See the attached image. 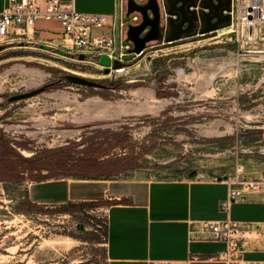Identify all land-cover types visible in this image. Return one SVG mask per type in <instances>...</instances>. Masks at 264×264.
I'll return each mask as SVG.
<instances>
[{
    "label": "rangeland",
    "instance_id": "1",
    "mask_svg": "<svg viewBox=\"0 0 264 264\" xmlns=\"http://www.w3.org/2000/svg\"><path fill=\"white\" fill-rule=\"evenodd\" d=\"M215 33L154 42L117 75L75 72L100 81L122 79L121 89L71 83L64 74L72 71L42 64L32 74H0V133L27 143L17 149L31 155L80 139L92 128H111L126 134L113 141L111 155H136L129 168H152L158 177L218 175L216 166L236 168L245 157L263 158L264 40L261 51L248 53L229 35L211 38ZM176 44L182 45L160 50ZM98 61L110 58L103 54ZM53 81L56 86L33 96L8 99ZM24 176L0 179V264H107L104 202L69 211L39 204V210L27 211L24 195L33 179Z\"/></svg>",
    "mask_w": 264,
    "mask_h": 264
},
{
    "label": "crops",
    "instance_id": "2",
    "mask_svg": "<svg viewBox=\"0 0 264 264\" xmlns=\"http://www.w3.org/2000/svg\"><path fill=\"white\" fill-rule=\"evenodd\" d=\"M73 2L78 11L101 12L113 17L112 25L99 29L100 32L119 31L118 0ZM6 3L7 0H0V11ZM190 36L194 34L182 35L175 42ZM64 44L63 28L57 20L40 19L27 35L17 34L11 28L5 43L0 44V74L9 76L13 70L32 74L42 64L95 76L98 74L95 71L110 64L98 61L104 53L80 60ZM178 45L182 44L160 50ZM127 62L128 67L136 64L131 55ZM28 119L37 121L38 116ZM241 163V177L264 176V157L248 156ZM214 168L218 175L194 172L158 177L152 168L144 167H131L106 178L64 175L31 181L27 194L38 204L104 202L101 208L106 213L107 264H226L214 258L225 243L208 238L210 231L202 221L227 216L221 203L227 196L228 180L235 168L231 164ZM230 216L262 231V236L245 237L239 245L246 258L264 259V190L246 191L243 199L233 202Z\"/></svg>",
    "mask_w": 264,
    "mask_h": 264
},
{
    "label": "built area",
    "instance_id": "3",
    "mask_svg": "<svg viewBox=\"0 0 264 264\" xmlns=\"http://www.w3.org/2000/svg\"><path fill=\"white\" fill-rule=\"evenodd\" d=\"M135 1L143 4L147 0ZM158 1L161 8L160 34L158 39L146 43L142 53L133 50L134 44L127 33L129 24H138L142 21V13L140 11L128 13V0H118L119 31L117 33L101 31L96 34H93L92 29H103L112 25V16L101 12L78 11L73 0H7L0 11V44L5 43L11 28H14L17 34L27 35L34 30L38 20H57L63 28L65 49L77 55L83 53L85 58L101 53L107 54L110 64L105 66V70L117 75L129 66L127 62L129 55L132 59L141 58L149 46H154V42L167 45L176 41L166 40L171 27L169 15L164 0ZM228 12L230 13L228 25L219 26L205 33L197 31L194 35L210 32H216L213 37L220 34L229 35L228 37L238 44L240 51L248 53L261 51L258 44L264 40V0H231ZM115 60L121 61L122 65L114 66ZM241 171L242 164L237 163L235 173L228 180V193L221 203L227 216L222 219L204 220L202 224L210 231L208 238L225 243V247L214 256L215 259L222 260L226 264H264V259L246 258L243 248L239 245L240 240L245 237L262 236V231L249 228L230 216L233 202L243 199L246 191L264 190V176L247 179L241 177Z\"/></svg>",
    "mask_w": 264,
    "mask_h": 264
},
{
    "label": "trees",
    "instance_id": "4",
    "mask_svg": "<svg viewBox=\"0 0 264 264\" xmlns=\"http://www.w3.org/2000/svg\"><path fill=\"white\" fill-rule=\"evenodd\" d=\"M108 84L107 88L121 89L125 85L122 79L101 80ZM60 82L57 87L67 84ZM56 85H51L53 87ZM89 132V133H87ZM85 132L80 139H70L66 143L55 146H44L35 149L31 155H24L17 145L26 148L27 143L8 137L0 133V179L20 180L30 175L33 180H43L50 177L72 175L80 178H103L116 175L125 171L130 166L137 164V156L111 155V150L116 145L113 141L124 132L114 131L111 128H92ZM126 135V134H125ZM111 139V145L106 142ZM122 142V141H121ZM102 201H77L60 204L65 211L73 207L82 210L85 206H94ZM24 209L27 211L39 210L42 206L30 200L25 191ZM107 233V224L105 223Z\"/></svg>",
    "mask_w": 264,
    "mask_h": 264
},
{
    "label": "water",
    "instance_id": "5",
    "mask_svg": "<svg viewBox=\"0 0 264 264\" xmlns=\"http://www.w3.org/2000/svg\"><path fill=\"white\" fill-rule=\"evenodd\" d=\"M164 2L171 26L166 36L167 41H175L182 35H193L197 31L205 33L219 26H226L230 22V13L228 11L230 10L231 0H164ZM133 11H140L143 18L138 24H129L128 38L134 44L133 50L137 53H142L147 42L156 40L159 37L161 8L158 0H147L143 4L137 3L135 0H128V13ZM210 11H213V14L207 17L208 24L206 25L203 22L199 27L198 17H205ZM213 17L217 19L212 21ZM79 56L81 59L85 58L83 53H80ZM120 65H122L121 61H114V66ZM64 77L71 83L92 87H108V84L100 80L75 72H66ZM49 84L51 82L11 94L8 99L13 101L33 96L44 91ZM77 125L83 126L84 124Z\"/></svg>",
    "mask_w": 264,
    "mask_h": 264
},
{
    "label": "flooded vegetation",
    "instance_id": "6",
    "mask_svg": "<svg viewBox=\"0 0 264 264\" xmlns=\"http://www.w3.org/2000/svg\"><path fill=\"white\" fill-rule=\"evenodd\" d=\"M207 10H208V9H207ZM212 14H213V11H210V13H208V15L205 16V17L200 18V16H199V17H198V18H199V24H198V26L200 27V26H201V23H203V22H205V24L207 25V24H208L207 17H210ZM216 19H217L216 17H213V18H212V21H215ZM53 83H54V81L51 82V84H49V86H51ZM49 86H48V87H49Z\"/></svg>",
    "mask_w": 264,
    "mask_h": 264
},
{
    "label": "bare ground",
    "instance_id": "7",
    "mask_svg": "<svg viewBox=\"0 0 264 264\" xmlns=\"http://www.w3.org/2000/svg\"><path fill=\"white\" fill-rule=\"evenodd\" d=\"M182 73L184 72V71H181ZM95 99V98H94Z\"/></svg>",
    "mask_w": 264,
    "mask_h": 264
}]
</instances>
